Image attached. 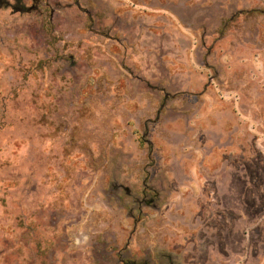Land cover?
Returning a JSON list of instances; mask_svg holds the SVG:
<instances>
[{"label": "rangeland", "instance_id": "1", "mask_svg": "<svg viewBox=\"0 0 264 264\" xmlns=\"http://www.w3.org/2000/svg\"><path fill=\"white\" fill-rule=\"evenodd\" d=\"M0 7V264H264V0Z\"/></svg>", "mask_w": 264, "mask_h": 264}, {"label": "flooded vegetation", "instance_id": "2", "mask_svg": "<svg viewBox=\"0 0 264 264\" xmlns=\"http://www.w3.org/2000/svg\"><path fill=\"white\" fill-rule=\"evenodd\" d=\"M32 1V0H31ZM24 0H0V7L12 8L16 5L23 6Z\"/></svg>", "mask_w": 264, "mask_h": 264}, {"label": "trees", "instance_id": "3", "mask_svg": "<svg viewBox=\"0 0 264 264\" xmlns=\"http://www.w3.org/2000/svg\"><path fill=\"white\" fill-rule=\"evenodd\" d=\"M13 10H15L16 12H28L29 9L24 7V5L23 6L16 5ZM128 264H139V263L130 262ZM140 264H144V263H140Z\"/></svg>", "mask_w": 264, "mask_h": 264}]
</instances>
